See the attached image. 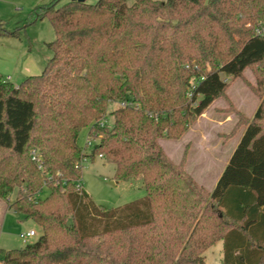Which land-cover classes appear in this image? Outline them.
I'll list each match as a JSON object with an SVG mask.
<instances>
[{
	"label": "trees",
	"instance_id": "1",
	"mask_svg": "<svg viewBox=\"0 0 264 264\" xmlns=\"http://www.w3.org/2000/svg\"><path fill=\"white\" fill-rule=\"evenodd\" d=\"M58 1L29 14L54 32L41 73L17 86L0 74V199L15 193L8 210L40 229L0 249V264H208L217 242L221 264H264V0ZM246 70L259 103L239 115L244 131L209 191L160 142L180 140ZM84 128L97 138L88 154ZM86 155L145 196L95 205L80 183Z\"/></svg>",
	"mask_w": 264,
	"mask_h": 264
},
{
	"label": "rangeland",
	"instance_id": "2",
	"mask_svg": "<svg viewBox=\"0 0 264 264\" xmlns=\"http://www.w3.org/2000/svg\"><path fill=\"white\" fill-rule=\"evenodd\" d=\"M53 0H0V23L8 32H16L15 37L0 36V69H7L10 82L17 86L25 77L41 73L51 51L48 44L54 39V32L47 18L31 24L30 12L39 5ZM71 0H59L62 6ZM94 4L97 0H85ZM0 74L6 77L5 73ZM28 75V76H27ZM229 80V79H228ZM248 84L255 83L251 70H246L242 78L235 79L226 91V97L215 100L194 122L180 140H161L160 144L167 157L177 164L184 154V172L198 185L211 191L220 177L228 159L239 142L244 127L236 124L241 121L240 114L251 118L259 100ZM118 104H113L108 111ZM109 123L110 118L105 117ZM88 128L80 131L77 143L84 152ZM81 175L82 189L95 205L106 209L119 208L142 199L145 191L139 180L116 182L113 180L114 165L96 156L83 164ZM113 183L114 185H111ZM47 193L44 190V195ZM0 199V249H21L35 241L40 229L32 221L8 210L9 202ZM33 229L36 236L23 243L20 234ZM206 263L221 264L222 244L217 242L205 253Z\"/></svg>",
	"mask_w": 264,
	"mask_h": 264
},
{
	"label": "built area",
	"instance_id": "3",
	"mask_svg": "<svg viewBox=\"0 0 264 264\" xmlns=\"http://www.w3.org/2000/svg\"><path fill=\"white\" fill-rule=\"evenodd\" d=\"M121 106H124V104H121ZM99 125L101 127H105V126H108V121L106 119H103L100 121ZM97 142V138L95 136H91V135H87V138H86V144H85V147H84V152L88 150V153L91 151L92 147L94 146V144ZM86 153V154H88ZM85 154V153H84ZM31 158H32V161H38V154L35 150H32L31 151ZM99 158H101V155H99ZM90 160L89 157L86 155V156H82L79 160V163L77 164V166L79 168H83V164ZM36 236V232L33 230V229H30L26 232H23L20 234V239L23 243H28V240L32 237H35Z\"/></svg>",
	"mask_w": 264,
	"mask_h": 264
},
{
	"label": "crops",
	"instance_id": "4",
	"mask_svg": "<svg viewBox=\"0 0 264 264\" xmlns=\"http://www.w3.org/2000/svg\"><path fill=\"white\" fill-rule=\"evenodd\" d=\"M0 70H2V69H0ZM5 73L6 74V78L8 79V80H10V77H9V73H8V71H7V69H5V67H3V70L1 71V73ZM28 76V75H27ZM115 184H117V182L115 183Z\"/></svg>",
	"mask_w": 264,
	"mask_h": 264
},
{
	"label": "water",
	"instance_id": "5",
	"mask_svg": "<svg viewBox=\"0 0 264 264\" xmlns=\"http://www.w3.org/2000/svg\"><path fill=\"white\" fill-rule=\"evenodd\" d=\"M71 1L85 2V0H71ZM111 185H114V184H113V183H111Z\"/></svg>",
	"mask_w": 264,
	"mask_h": 264
}]
</instances>
